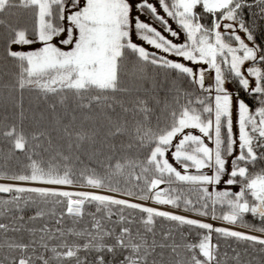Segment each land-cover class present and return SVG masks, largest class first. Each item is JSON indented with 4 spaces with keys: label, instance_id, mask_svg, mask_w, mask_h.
Instances as JSON below:
<instances>
[{
    "label": "snow or ice",
    "instance_id": "obj_1",
    "mask_svg": "<svg viewBox=\"0 0 264 264\" xmlns=\"http://www.w3.org/2000/svg\"><path fill=\"white\" fill-rule=\"evenodd\" d=\"M0 264H264V0H0Z\"/></svg>",
    "mask_w": 264,
    "mask_h": 264
}]
</instances>
